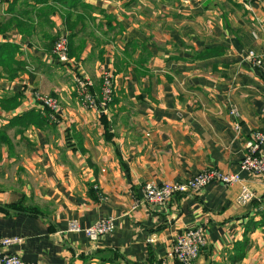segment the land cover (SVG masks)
I'll return each instance as SVG.
<instances>
[{
  "label": "crops",
  "instance_id": "1",
  "mask_svg": "<svg viewBox=\"0 0 264 264\" xmlns=\"http://www.w3.org/2000/svg\"><path fill=\"white\" fill-rule=\"evenodd\" d=\"M0 25L24 67L14 79L0 67V236L23 238L6 251L84 264L113 249L123 264H147L152 246L162 264H178L176 236L201 226L208 246L194 264H264V176L240 167L264 127V64L245 59L248 50L264 59V0H0ZM64 32L75 62L53 54ZM210 49L218 53L195 57ZM107 71L109 110L81 105L76 75L99 90ZM38 95L59 100L57 121L24 118L45 112ZM209 167L242 180L142 201L146 183ZM110 216L115 231L97 241L69 230L73 219L86 227Z\"/></svg>",
  "mask_w": 264,
  "mask_h": 264
},
{
  "label": "built area",
  "instance_id": "2",
  "mask_svg": "<svg viewBox=\"0 0 264 264\" xmlns=\"http://www.w3.org/2000/svg\"><path fill=\"white\" fill-rule=\"evenodd\" d=\"M53 54L61 63L75 62L70 56L69 34L60 33L53 45ZM245 59L253 65L262 66L264 59L254 50H248ZM116 86L114 76L110 72L102 74V82L99 90L94 88L91 79L82 75H76V94L80 104L88 109L107 111L112 105L115 96ZM44 110H48V116L52 121H57V110L60 106L59 100L49 95H38ZM230 114L239 117L240 112L233 107ZM236 129H240V123H236ZM242 170L255 175L264 176V127L255 129L251 137L245 142V153L240 161ZM239 172H225L217 167H209L201 170L185 181L164 182L157 184L146 183L143 186L142 201L154 204L165 205L177 195L200 190L210 183L222 182L225 185H232L241 182ZM247 193V190H244ZM116 229V218L110 216L100 219L90 226H82L80 222L73 219L69 222V230L72 232H84L91 241H97L101 236L111 234ZM23 238L20 236H0V264H44L38 262H25L19 255L9 253L5 248L21 244ZM208 246V236L205 228L185 230L179 233L169 252V256L180 264H194L202 251Z\"/></svg>",
  "mask_w": 264,
  "mask_h": 264
},
{
  "label": "trees",
  "instance_id": "3",
  "mask_svg": "<svg viewBox=\"0 0 264 264\" xmlns=\"http://www.w3.org/2000/svg\"><path fill=\"white\" fill-rule=\"evenodd\" d=\"M17 1V0H14ZM9 29L8 26L1 27L0 25V33H4ZM55 42V41H54ZM54 45V44H53ZM20 52V46L16 43L5 41L0 42V67H2L5 72L7 73L8 78L14 79L16 78L22 71H24V67H22V62H20L17 59V55ZM218 51L216 49H210L206 50L204 53H197L196 58H203L208 55L217 54ZM71 54V53H70ZM17 64V67L14 68V65ZM18 97H22L21 94L15 95V99ZM115 99V97H114ZM114 99L112 101V104L114 102ZM45 112H40L36 110H32L31 112L27 113L24 118L34 122V123H40V121L48 122L49 116L48 110H44ZM262 215L264 216V211L262 212ZM264 224V222H260L256 224L257 226H261ZM247 240V239H246ZM241 243H238L237 246H241ZM245 246V244H243ZM82 259L84 261V264H94L96 262L97 264H123V260L126 262L128 261L126 258H124L120 253H118L116 250L113 249H96L94 253L90 255H84L82 256ZM162 259H158L156 255V251L153 249L152 246H150L149 249V259L147 264H162ZM178 264H180L178 262Z\"/></svg>",
  "mask_w": 264,
  "mask_h": 264
},
{
  "label": "rangeland",
  "instance_id": "4",
  "mask_svg": "<svg viewBox=\"0 0 264 264\" xmlns=\"http://www.w3.org/2000/svg\"><path fill=\"white\" fill-rule=\"evenodd\" d=\"M58 35H59V34H58ZM58 35L56 36L55 40L57 39ZM55 40H54V41H55ZM69 45H70V39H69ZM49 96H50V95H49Z\"/></svg>",
  "mask_w": 264,
  "mask_h": 264
}]
</instances>
